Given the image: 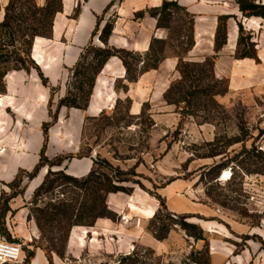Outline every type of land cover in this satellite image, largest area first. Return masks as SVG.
<instances>
[{
  "label": "rangeland",
  "instance_id": "rangeland-1",
  "mask_svg": "<svg viewBox=\"0 0 264 264\" xmlns=\"http://www.w3.org/2000/svg\"><path fill=\"white\" fill-rule=\"evenodd\" d=\"M35 2H17L15 15L21 22L13 24L16 33L12 39L0 29V47L6 45L5 51L31 57V42L25 33L32 28L43 30ZM110 20L115 23V16ZM163 26L168 34L166 56L202 64V74L193 68L191 78L168 100L164 98L161 107L153 109L147 104L140 116L130 115L128 99L118 103L110 115L90 120L85 130L88 146L82 154L95 157V176L79 187L62 177H49L44 190L34 193L27 205L25 219L31 239L13 233L7 216L4 224L9 196H3L0 238L22 245L20 264H264V88L232 92L215 65L190 57L185 51L192 44L194 21L185 10H173ZM160 46L156 44V48ZM127 59L135 66L139 61L138 55ZM13 64L0 66V89ZM180 79L178 72L171 85ZM123 88L118 82L117 89ZM62 161H50L45 167L57 172ZM109 179L130 191L118 194L131 196L133 189L138 190L156 201L158 208L152 206L151 219L127 220L122 235L105 233L98 240L97 233L95 238L87 234L86 245L71 247L69 237L76 216L94 207L92 214L85 215L92 221V215L102 212L104 201L108 205L105 188ZM123 180L127 182H120ZM176 180L192 186L188 190L175 186L164 192ZM24 181H17L10 196L23 195ZM191 199L201 213L174 211L183 207L193 211ZM130 208L141 213L134 203ZM109 209L110 220L118 224L120 212ZM183 221L203 229L205 240L191 237L181 227ZM164 228L171 230L159 241L154 232ZM133 230L138 239L127 237ZM130 254L135 255L133 260L122 261Z\"/></svg>",
  "mask_w": 264,
  "mask_h": 264
},
{
  "label": "crops",
  "instance_id": "crops-1",
  "mask_svg": "<svg viewBox=\"0 0 264 264\" xmlns=\"http://www.w3.org/2000/svg\"><path fill=\"white\" fill-rule=\"evenodd\" d=\"M38 6H44L46 0H35ZM63 0V10L54 19L50 38L36 37L33 40L31 57L48 81L43 84L38 70L11 71L4 80L6 91L0 95V209L3 196L8 195L4 224L19 237L31 239L28 229L27 205L38 187L44 182L49 170L41 168L37 176L23 183V195L10 196L13 183L21 172H32L41 161L42 155L49 161L62 159L59 171L74 178H85L95 168V157L82 154L88 146L85 137L87 123L110 115L121 101L130 100L129 113L140 116L147 104L151 108L163 105L164 95L172 81L177 78V57H167L157 70L143 73L137 82H129L127 71L120 58H111L96 79L89 106L86 110L59 108V102L68 92V83L84 49L92 42L103 47L99 34L93 38L99 20L101 28L109 18L115 16L114 31L109 45L140 54L149 51L153 39H167V31L158 27V20L151 17L149 11L162 6L165 0ZM176 1L186 8L194 19L195 46L190 57L205 60L216 56V72L227 78L232 92H252L264 88V19L245 18L237 0H167ZM264 4V0H261ZM9 0H0V22L5 18ZM80 13L75 16L76 9ZM144 12L143 18L136 15ZM230 17L227 22V43L221 51H215V37L219 18ZM239 24H241L256 44L257 60L237 59L239 43ZM122 82L124 88L117 89ZM52 89H55L52 91ZM55 121L53 122V117ZM45 124H51L47 133ZM175 186L183 190L192 184L176 180L168 185L164 192ZM180 190V189H178ZM194 205L193 211L174 210L180 213L199 214L201 207ZM107 203L120 212L118 224L106 218H99L91 227H73L69 245L84 246L87 234L97 239L105 233H119L125 222L141 219L148 220L141 213L133 211L130 203L137 206H154L153 199L133 189L131 196L109 194ZM10 214V216H8ZM137 231L128 234L130 239H138ZM122 238V237H121Z\"/></svg>",
  "mask_w": 264,
  "mask_h": 264
},
{
  "label": "trees",
  "instance_id": "trees-1",
  "mask_svg": "<svg viewBox=\"0 0 264 264\" xmlns=\"http://www.w3.org/2000/svg\"><path fill=\"white\" fill-rule=\"evenodd\" d=\"M20 0H9V4L6 7L5 10V18L2 22H0V29H3L5 31V34L9 36V38H13L15 36V30L13 24L15 21L19 20L18 17L15 15V13L18 10L17 2ZM114 1H122V0H114ZM114 1L109 6V9L111 6L114 5ZM36 3V2H35ZM237 3L240 7V11L243 14L245 18H252V17H258L264 19V4H262L261 0H237ZM36 11L40 13L41 18L38 20L39 25H41L42 31H39L37 29H31V33L27 32L25 33L26 36L30 39L31 44V50L33 45V40L36 37H44V38H50L52 36V30H53V23L56 15L63 10V0H46V3L44 6H38L37 3L34 6ZM175 9H181L186 10L183 6H181L176 1H167L165 0L161 7L152 9L149 11L151 17L158 20V27L159 28H165L163 26V22H169L171 15L173 13V10ZM80 13V7H78L75 11V16H78ZM188 13V12H187ZM190 14V13H189ZM145 15L144 12H140L136 15V18L140 19L143 18ZM191 15V14H190ZM192 16V15H191ZM230 17L223 16L219 18V26L217 29L216 37H215V51L218 53L221 51L223 46L227 43V22ZM193 19V16H192ZM21 22V20H19ZM194 21V19H193ZM114 25L115 23L111 20L108 21L103 28H101V21L99 20L97 28L95 29L93 33V38L99 34V40L103 43V47H98L94 45L92 42L84 49L83 53L81 54V57L76 65V67L73 69L72 75L70 77L69 83H68V92L64 98H62L59 102V108L66 107V108H75L80 110H86L89 106L90 98L93 92V88L96 82L97 77L103 70L106 63L113 57L120 58L123 61V64L127 71V77L126 79L129 82H137L139 77L150 70H157L160 66V64L167 58L165 54V48L164 46L167 44L166 40L161 39H153L150 49L145 54H133L132 51H127L124 49H118L115 47H112L109 45V39L114 31ZM239 43H238V49L236 52V58L237 59H255L257 60V50H256V44L252 42L253 37L246 33L243 26L239 24ZM157 45H161L160 47L156 48ZM10 46V45H9ZM195 46V40L194 36H192V44L188 49L185 51L186 53H190L191 50ZM6 45L3 47H0V66L6 67L10 65V63H14L12 69L9 71H20L25 70L29 72L31 68H34L38 70L40 77L43 81V84L45 86H48L47 79L43 76L41 73L39 67L36 65V63L33 61V59L30 57L29 53L26 54L25 57L15 54L14 52L10 53L8 51H5ZM135 55L139 57V61H137L136 66L132 65L127 57ZM13 59V61H11ZM178 66L177 71L181 74V79L177 81V83L172 84L169 89L166 91L164 98L165 100H168L170 96L176 92L182 86L183 84H186L188 79L191 78L193 71V68H199L200 70L197 71V73L202 74L204 65L199 63H191V62H184V59L178 58ZM216 56L208 57L205 59L204 63H207L209 65H215L216 63ZM197 70V69H196ZM6 74V73H5ZM179 86V87H177ZM177 87V88H176ZM229 87V85H228ZM55 89H52L54 91ZM6 91L5 84L2 86V89H0V95L4 94ZM55 121V116L53 117V122ZM51 124H45L43 127V130L45 133H47L48 128ZM50 162L47 158L42 155L40 163L37 165V167L30 173L28 172H21L17 176V179L13 183V187H15L17 181L22 178H27L29 180L34 179L41 168L45 167V165ZM58 166H62V163L58 164ZM51 176L55 177H62L65 180H67L69 183H71L75 187H79L82 184L88 183L89 180L95 176V172H91L89 176L85 178H74L66 173L64 171H57L52 172L49 171L44 182L38 187V189L35 191V194L39 195V193L44 190L45 186L47 185L48 179ZM97 180L100 179V177H95ZM120 182H127V181H120ZM53 184V183H52ZM101 185V184H100ZM53 186V185H52ZM130 191L123 187L114 184L113 181L110 179L108 180V185L105 188L106 194H118V193H126L130 194ZM164 207V203L161 204ZM140 208L141 214L147 218L151 219L152 216L155 213V207L152 206H138ZM94 207H87L81 213L80 216H76V221L72 226H93L95 221L99 218H106V219H113L111 217L112 211L109 209V206L104 201L103 210L101 213H99L96 216L92 215V221L89 220V218H85L86 213H93ZM157 213L155 217H157ZM154 217V218H155ZM187 217H183V219H186ZM181 227L186 230V232L191 236L194 237L197 241H203L205 240L204 237V230L201 228H198L196 224L193 223H187L183 221L181 224ZM191 229H198V233H192ZM171 228L168 229V231L164 228L163 234L161 235L159 231H155L154 235L155 238H157L159 241H163L167 238V234L170 232ZM165 233V234H164ZM87 239V238H86ZM7 240V239H6ZM9 241V240H8ZM11 242V241H10ZM14 243V242H13ZM86 245V241H85ZM153 253V251H151ZM206 253L209 255V252L206 251ZM32 253L30 254V256ZM193 256V255H192ZM135 257L134 254H130L127 256H124L122 261L127 260H133L132 258ZM192 263H197L193 259H191ZM137 260H134V263H137Z\"/></svg>",
  "mask_w": 264,
  "mask_h": 264
},
{
  "label": "built area",
  "instance_id": "built-area-1",
  "mask_svg": "<svg viewBox=\"0 0 264 264\" xmlns=\"http://www.w3.org/2000/svg\"><path fill=\"white\" fill-rule=\"evenodd\" d=\"M23 255L22 245L0 238V264H20Z\"/></svg>",
  "mask_w": 264,
  "mask_h": 264
}]
</instances>
